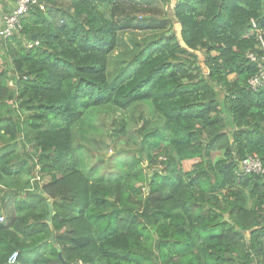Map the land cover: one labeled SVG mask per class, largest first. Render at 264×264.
<instances>
[{
	"label": "trees",
	"instance_id": "16d2710c",
	"mask_svg": "<svg viewBox=\"0 0 264 264\" xmlns=\"http://www.w3.org/2000/svg\"><path fill=\"white\" fill-rule=\"evenodd\" d=\"M36 2L0 38V213L12 211L0 264H264V76L250 84L264 73V0H175L180 40L142 44L117 83L119 27L99 9L171 0ZM144 102L159 126L121 174L83 164L77 126ZM111 124L117 141L125 126ZM250 156L262 173H238Z\"/></svg>",
	"mask_w": 264,
	"mask_h": 264
},
{
	"label": "rangeland",
	"instance_id": "374dc122",
	"mask_svg": "<svg viewBox=\"0 0 264 264\" xmlns=\"http://www.w3.org/2000/svg\"><path fill=\"white\" fill-rule=\"evenodd\" d=\"M174 2L175 0H171L162 10L156 12L146 9L135 10L126 5L99 9L103 17L114 21L119 27L116 49L107 61V74L110 83H117L121 78H125L123 76L125 71L123 72V70L126 69L127 72L131 57L142 44L160 36H165L168 31L175 33L177 39L180 40V28L173 16ZM0 5L1 16L7 14L3 12L6 9L2 5L1 0ZM1 21L2 19H0V25ZM178 42L182 44L181 41ZM1 53L0 47V55ZM193 53L197 56V61L201 65L203 72H205L203 51ZM262 66L264 68V65ZM234 77L235 75H229L228 79L233 80ZM154 117L149 102L130 105L124 110L110 106L97 109L94 114V120H90V122L92 121L91 125L88 123L77 126V131L81 130L82 134L80 139L75 142V146L81 148L80 157L83 164L87 167H95L97 165L96 167L101 174L112 173L120 175L122 170L118 167L119 161L122 160V162L126 163L131 157L137 155L136 152L143 133L159 126L155 122L156 119ZM114 121L124 124L125 132L119 140L109 141L106 136L109 131L106 128H111V123ZM219 157H222V153L214 155L215 160ZM31 167L35 170L36 176H39L35 157L28 158L27 165L24 168ZM143 168H146V164H143ZM147 172V174H151V170H147ZM40 181L46 180L40 179ZM10 214H12L11 210L0 213V216L5 220Z\"/></svg>",
	"mask_w": 264,
	"mask_h": 264
},
{
	"label": "built area",
	"instance_id": "2783aa9c",
	"mask_svg": "<svg viewBox=\"0 0 264 264\" xmlns=\"http://www.w3.org/2000/svg\"><path fill=\"white\" fill-rule=\"evenodd\" d=\"M31 5H37L36 0H15V5L10 10L8 14L3 16L1 25H0V38H9L13 36L14 34H17L19 30L21 29V19L25 13L28 12ZM39 8L42 10L43 6L38 5ZM254 26V25H253ZM36 45L37 43L34 42ZM263 48L264 44L262 42ZM28 47H32V43L28 44ZM251 59H254L250 55ZM261 69V66H260ZM262 71V69H261ZM263 71L260 72V78H254L250 81V84L253 87H257L261 84L263 79ZM238 173L240 174H247V173H254V174H260L263 172L261 163L257 157L250 156L246 159L242 160L238 165ZM3 220V218L0 216V222ZM16 259V253L12 254L10 258L8 259V263L14 264Z\"/></svg>",
	"mask_w": 264,
	"mask_h": 264
},
{
	"label": "crops",
	"instance_id": "0c3cea01",
	"mask_svg": "<svg viewBox=\"0 0 264 264\" xmlns=\"http://www.w3.org/2000/svg\"><path fill=\"white\" fill-rule=\"evenodd\" d=\"M1 2H2V5L5 7V9H6V11H3V12H6L7 14L10 12V10H12V8L14 7V1H12V0H1ZM1 6V5H0ZM1 13L2 12H0V19H2V17L3 16H5V15H2L1 16Z\"/></svg>",
	"mask_w": 264,
	"mask_h": 264
},
{
	"label": "water",
	"instance_id": "95a60500",
	"mask_svg": "<svg viewBox=\"0 0 264 264\" xmlns=\"http://www.w3.org/2000/svg\"><path fill=\"white\" fill-rule=\"evenodd\" d=\"M51 215H52V207H51L50 204H48V216H47V220L50 219ZM50 239L53 240V236L52 235L50 236Z\"/></svg>",
	"mask_w": 264,
	"mask_h": 264
},
{
	"label": "clouds",
	"instance_id": "9594fccd",
	"mask_svg": "<svg viewBox=\"0 0 264 264\" xmlns=\"http://www.w3.org/2000/svg\"><path fill=\"white\" fill-rule=\"evenodd\" d=\"M4 220V219H3ZM3 220L1 222H3Z\"/></svg>",
	"mask_w": 264,
	"mask_h": 264
}]
</instances>
